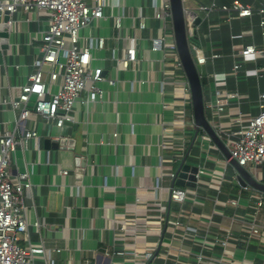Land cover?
I'll return each mask as SVG.
<instances>
[{
    "label": "crops",
    "instance_id": "0c3cea01",
    "mask_svg": "<svg viewBox=\"0 0 264 264\" xmlns=\"http://www.w3.org/2000/svg\"><path fill=\"white\" fill-rule=\"evenodd\" d=\"M232 1L216 0V8L207 17L197 15L200 23L195 28L198 60L220 56L205 65L203 96L209 121L208 107L215 101L223 106L214 121L223 132L257 115L264 92V72L245 78L232 71L243 45H264L257 16L250 21H226L228 15L218 7ZM241 1L253 7L261 2ZM212 3L184 0L183 7L196 10ZM13 19L7 48L0 49V87L7 99L17 98L21 85L28 82L39 54L36 40L47 28L46 17L34 11L19 9ZM148 27L151 33L147 31L144 38L157 34L154 22L149 21ZM93 32L108 38L97 66L109 75L110 49L120 55L126 43L111 40L114 33L106 21L94 22ZM140 48L143 60L120 73L116 88L100 85L103 101L91 105L87 113L76 105L74 123L61 130L38 119V138L12 156V177L30 172L32 189L25 197L29 242L61 249L54 257L60 264H131L134 251L139 256L155 251L150 264H264V193L239 187L236 172L219 149L201 131L195 139V126L187 125L175 135L165 133L173 111L183 104L181 87L175 84L173 97L170 87L162 89L160 55L148 50L147 40ZM253 66L246 64L249 70ZM15 119V114L0 108V128L13 130ZM114 133L117 137L112 141ZM181 137L187 143L184 155L177 146ZM60 138L73 145L61 146ZM185 158L186 164L204 173L195 189L174 186L187 193L184 202L175 205L170 202L169 177ZM246 170L264 185V165ZM260 199L262 207L257 205ZM117 251H123V257L112 255Z\"/></svg>",
    "mask_w": 264,
    "mask_h": 264
},
{
    "label": "built area",
    "instance_id": "2783aa9c",
    "mask_svg": "<svg viewBox=\"0 0 264 264\" xmlns=\"http://www.w3.org/2000/svg\"><path fill=\"white\" fill-rule=\"evenodd\" d=\"M129 1L0 0V24L6 26L7 33L12 32L15 24L13 17L19 9L26 13L34 11L44 15L47 24L46 30L36 40L39 42L38 58L32 63L33 72L29 75L28 82L21 85L19 96L15 99H7L0 87V108L16 115L13 130L0 128V264H60L54 257L62 252L61 249L48 248L43 243L32 245L28 240L25 197L32 189L29 180L30 172L12 177L11 158L18 149L26 148L31 140L38 138L36 131L38 119H41L49 128L61 130L66 124L74 123L76 105L83 107L87 113L91 105L103 101L104 91L100 85L106 84L110 88H116L120 73L131 70L132 66L143 60L141 56L143 52L140 48L143 40H147L148 50L152 54L160 55L162 89L170 87L171 97L175 94L173 87L176 85L181 87L182 91L181 109L173 111L170 129H165V133L175 135L178 130H182L187 125L195 126L189 86L174 41L170 1L139 0L138 5L129 4ZM211 1L213 2L211 7L200 6L196 10L184 8L186 36L196 51L197 44L194 43L196 26L193 21L202 13L207 17V13L216 8V0ZM218 8L228 15L227 22L236 19L250 21L257 16L258 27L264 38V0H261L258 7L245 4L241 0H233L230 5ZM4 18H7L6 22ZM99 21L109 23L110 30L114 33L111 40L115 43L120 41L126 43L120 55L117 54L116 49H110L112 56L107 63L112 73L109 75L104 68L97 66L101 60L99 54L107 50L108 40L93 32V23ZM149 21L156 24L157 34L155 36L150 34L148 38H144L143 35L147 31L151 33L148 27ZM83 30L90 31L89 35H79ZM236 38L238 37L233 39ZM219 57L217 54H211L199 62L206 65L213 63ZM234 59L232 71L237 77L241 74L245 78H257L261 72H264V45L261 47L243 45ZM249 62L253 63V70L246 67ZM138 83L144 84V81H138ZM216 96L222 95L216 92ZM208 108L211 111V120L208 122L217 136L226 142L225 146L229 151L230 159L244 169L263 166L264 92L258 99L257 115L248 119L245 125H241L238 121V128L231 132H223L214 122L223 111V106L215 101ZM22 124L26 127L22 128ZM116 137L117 134L114 133L112 141ZM181 139L184 138L179 139L177 146L184 155L187 143L185 139ZM172 148L171 143L170 149ZM161 161L164 162V157ZM203 173L199 170L197 179ZM169 178L172 182L170 202L180 205L184 202L187 193L174 187L175 174H171ZM257 205L262 207L263 201L260 199ZM38 225L34 223V227ZM252 228V233L256 235L257 229ZM21 236L24 238V245L21 243ZM122 252L117 251L112 255L123 257ZM154 252L139 256L134 251L131 264H150ZM83 264L95 263L86 261Z\"/></svg>",
    "mask_w": 264,
    "mask_h": 264
},
{
    "label": "water",
    "instance_id": "95a60500",
    "mask_svg": "<svg viewBox=\"0 0 264 264\" xmlns=\"http://www.w3.org/2000/svg\"><path fill=\"white\" fill-rule=\"evenodd\" d=\"M169 1L171 6L174 41L177 48V54L190 91L191 109L196 129L195 139L200 131L208 137V139L219 149L236 172V182L239 187L243 189L249 187L258 192L264 193V185L257 182L246 169L238 166L234 160L230 159L229 152L225 149L223 142L208 122L203 96V87L207 84L206 67L199 62L196 48L187 39L183 0ZM6 21L7 18H4V22ZM199 23V18H196L193 21L195 26L199 25ZM5 29L6 26L4 24H0V49L2 50H6L7 48L8 33ZM60 145H68L70 147L73 145V142L63 139L60 141ZM185 160L186 158L175 172L176 179L173 185L180 188L187 186L195 189L198 180L196 176L198 175L199 169L195 165L186 164ZM84 164L85 163H81V166H84Z\"/></svg>",
    "mask_w": 264,
    "mask_h": 264
},
{
    "label": "rangeland",
    "instance_id": "374dc122",
    "mask_svg": "<svg viewBox=\"0 0 264 264\" xmlns=\"http://www.w3.org/2000/svg\"><path fill=\"white\" fill-rule=\"evenodd\" d=\"M87 34H88V30H85L79 33V35H87Z\"/></svg>",
    "mask_w": 264,
    "mask_h": 264
},
{
    "label": "trees",
    "instance_id": "16d2710c",
    "mask_svg": "<svg viewBox=\"0 0 264 264\" xmlns=\"http://www.w3.org/2000/svg\"><path fill=\"white\" fill-rule=\"evenodd\" d=\"M194 43L197 44V42L194 40Z\"/></svg>",
    "mask_w": 264,
    "mask_h": 264
}]
</instances>
